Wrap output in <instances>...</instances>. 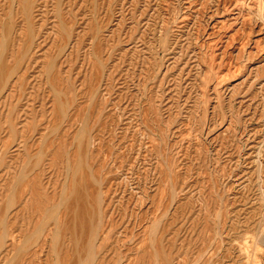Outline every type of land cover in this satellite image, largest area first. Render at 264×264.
Here are the masks:
<instances>
[{
  "label": "rangeland",
  "instance_id": "obj_1",
  "mask_svg": "<svg viewBox=\"0 0 264 264\" xmlns=\"http://www.w3.org/2000/svg\"><path fill=\"white\" fill-rule=\"evenodd\" d=\"M90 262L264 264V0H0V264Z\"/></svg>",
  "mask_w": 264,
  "mask_h": 264
},
{
  "label": "bare ground",
  "instance_id": "obj_2",
  "mask_svg": "<svg viewBox=\"0 0 264 264\" xmlns=\"http://www.w3.org/2000/svg\"><path fill=\"white\" fill-rule=\"evenodd\" d=\"M2 75V74H1ZM83 214V213H82ZM91 219V218H90ZM86 221V220H85ZM89 258V257H88ZM88 260V259H87ZM91 263V262H90ZM92 264V263H91Z\"/></svg>",
  "mask_w": 264,
  "mask_h": 264
}]
</instances>
